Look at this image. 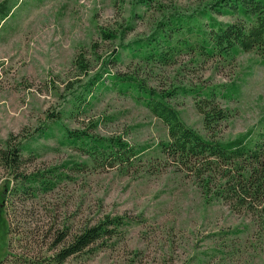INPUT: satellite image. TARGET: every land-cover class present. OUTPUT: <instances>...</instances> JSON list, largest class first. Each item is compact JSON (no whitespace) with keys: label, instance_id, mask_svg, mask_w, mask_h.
Listing matches in <instances>:
<instances>
[{"label":"rangeland","instance_id":"rangeland-1","mask_svg":"<svg viewBox=\"0 0 264 264\" xmlns=\"http://www.w3.org/2000/svg\"><path fill=\"white\" fill-rule=\"evenodd\" d=\"M213 1L0 0L8 14L0 18V264H60L56 255L85 226L123 214L138 223L61 264H264V204L239 210L221 200L208 203L191 174L158 150L169 139L166 124L113 80L132 78L147 90L175 93L166 100L205 137L227 141L258 131L264 118L263 51L210 58L198 31L182 27L171 32L174 51L161 42L164 58H146L147 49L139 55L129 47L178 17L193 16L208 31L200 14ZM102 30L116 37L108 39ZM234 83L231 99L213 102L227 119L209 129L200 99L181 91ZM56 118L68 130L121 137L135 147L149 145L151 152L125 172L104 165L74 170L83 157L60 144ZM49 126L54 130L44 137ZM7 142L17 151L15 170L2 157ZM68 161L72 170L60 172L69 177L55 189L20 191L18 176Z\"/></svg>","mask_w":264,"mask_h":264},{"label":"trees","instance_id":"trees-1","mask_svg":"<svg viewBox=\"0 0 264 264\" xmlns=\"http://www.w3.org/2000/svg\"><path fill=\"white\" fill-rule=\"evenodd\" d=\"M138 1L143 5L149 2V0ZM6 5L7 2L0 4L1 20L8 16L5 13ZM209 5V10H202L200 14L208 20V31L203 30L198 19H194L193 16L187 19L178 17L175 23L172 21L173 25L168 23L167 28L160 29L158 34L150 37L147 42L132 43L129 46L131 51L141 55V52L147 49L144 57L164 58V53L160 52L161 42L174 51L170 35L171 32L182 27L190 33H193L194 29L198 31L201 50L210 58L234 60L242 53L253 50L264 52V0H214ZM215 15H238L239 20L235 23L223 22ZM178 26L179 28H176ZM101 33L108 39L116 37L115 34L104 30ZM82 59L78 60V64L84 68ZM100 75L97 78L100 79L102 77ZM113 77L114 84L118 85L122 92L133 90L139 99L144 100L147 108L166 124L169 139L162 142L158 150L174 165L191 174L208 203L221 200L239 210L264 204V118L260 122L261 128L258 131L252 128L227 141L208 138L187 125L180 112L166 100L175 93L162 94L156 90L145 89L143 84L132 78ZM93 84L94 81H91L87 87ZM224 87L226 86H215L205 91L201 88L181 89L183 94L200 99L197 102L198 109L204 115V125L208 129L215 123L227 119L226 112L213 104L214 98L221 96L229 100L238 86L234 83L222 90ZM206 102H209V105ZM54 125L63 132L60 144L81 153L83 160L74 163L76 168H72L80 172L91 166L100 165L119 168L125 172L151 152V146L135 147L123 141L121 137H106L86 131L68 130L57 118ZM48 129V132L45 128L42 130L44 137H49L54 127L49 126ZM6 146V149L1 151L3 160L8 167L15 170L18 163L17 151L9 150L8 142ZM71 163L65 162L60 167L52 168L45 173L18 176L22 184L20 191L34 194L40 189L45 191L55 189L60 182L69 177L67 172H60L61 167L69 170ZM141 217L140 219L143 218ZM131 220L127 214L106 215L95 224L85 226L73 237L69 245L59 251L55 257L56 261L61 264L70 257L85 253L100 241L109 243L113 239L120 238L122 232H126L129 227L138 223Z\"/></svg>","mask_w":264,"mask_h":264}]
</instances>
